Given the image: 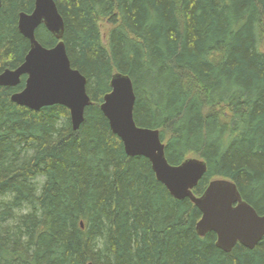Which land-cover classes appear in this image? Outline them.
Masks as SVG:
<instances>
[{
    "label": "trees",
    "instance_id": "trees-1",
    "mask_svg": "<svg viewBox=\"0 0 264 264\" xmlns=\"http://www.w3.org/2000/svg\"><path fill=\"white\" fill-rule=\"evenodd\" d=\"M55 2L92 104L75 130L65 106L12 101L26 76L0 85V264H264V238L227 253L199 236L201 211L126 153L101 110L112 76L129 75L135 121L160 130L169 163L206 161L194 194L229 179L264 214V0ZM34 8L2 0L0 73L25 61L19 15ZM36 36L58 43L44 25Z\"/></svg>",
    "mask_w": 264,
    "mask_h": 264
},
{
    "label": "water",
    "instance_id": "water-1",
    "mask_svg": "<svg viewBox=\"0 0 264 264\" xmlns=\"http://www.w3.org/2000/svg\"><path fill=\"white\" fill-rule=\"evenodd\" d=\"M42 25L58 40L54 47H45L37 39L36 31ZM18 27L30 41V50L18 68L0 73V85L16 87L26 76L24 89L14 93L12 101L35 111L52 105L65 106L74 129H78L92 100L87 92V78L71 65L63 41L65 23L55 0H35L31 13H20ZM110 86L101 110L111 130L121 139L129 156H142L151 162L158 181L174 198H188L201 211L196 225L199 236L215 233L217 247L227 253L237 244L254 249L264 238V214L246 202L236 183L229 179H214L201 196L195 195L193 190L208 170L206 161L190 157L179 165L170 164L160 130L138 126L135 121L136 95L131 77L115 73Z\"/></svg>",
    "mask_w": 264,
    "mask_h": 264
},
{
    "label": "rangeland",
    "instance_id": "rangeland-1",
    "mask_svg": "<svg viewBox=\"0 0 264 264\" xmlns=\"http://www.w3.org/2000/svg\"><path fill=\"white\" fill-rule=\"evenodd\" d=\"M102 31H103V33H104V35L108 32V29H109V25H108V23H106V22H102ZM104 43H107V38H106V36H104Z\"/></svg>",
    "mask_w": 264,
    "mask_h": 264
}]
</instances>
